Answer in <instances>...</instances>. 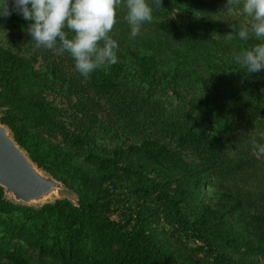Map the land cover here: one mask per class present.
I'll return each instance as SVG.
<instances>
[{"label":"trees","instance_id":"16d2710c","mask_svg":"<svg viewBox=\"0 0 264 264\" xmlns=\"http://www.w3.org/2000/svg\"><path fill=\"white\" fill-rule=\"evenodd\" d=\"M226 3L162 0L135 40L121 7L118 62L84 82L8 0L0 125L76 202L0 187V264H264V69L234 59L264 41L226 40L250 23Z\"/></svg>","mask_w":264,"mask_h":264},{"label":"clouds","instance_id":"9594fccd","mask_svg":"<svg viewBox=\"0 0 264 264\" xmlns=\"http://www.w3.org/2000/svg\"><path fill=\"white\" fill-rule=\"evenodd\" d=\"M162 0H13V10L30 21L28 34L36 48L54 50L56 55L68 53L74 61V70L84 82L91 79L98 69L118 62V42L112 38L117 21V10L125 9L123 19L130 27L129 39L141 34L144 23L153 22V5L160 8ZM3 11L11 15L8 0H0ZM31 5V8L28 5ZM242 14L250 18L249 24L230 25L233 31L224 36L228 41L238 36L247 42L251 38L264 41V0H227V13L233 15L238 6ZM67 30V31H66ZM69 33L72 35L69 36ZM215 35V34H214ZM213 35V36H214ZM235 62L251 73L264 69V42L250 49L241 50ZM264 139V133L260 134ZM250 143L258 156L264 157V144L255 135Z\"/></svg>","mask_w":264,"mask_h":264},{"label":"water","instance_id":"95a60500","mask_svg":"<svg viewBox=\"0 0 264 264\" xmlns=\"http://www.w3.org/2000/svg\"><path fill=\"white\" fill-rule=\"evenodd\" d=\"M8 133V130L0 125V187L29 203L41 197L51 186L61 185L48 176L45 181L44 177H38L37 167L13 139L7 137Z\"/></svg>","mask_w":264,"mask_h":264},{"label":"rangeland","instance_id":"374dc122","mask_svg":"<svg viewBox=\"0 0 264 264\" xmlns=\"http://www.w3.org/2000/svg\"><path fill=\"white\" fill-rule=\"evenodd\" d=\"M246 22H249V20L246 21ZM37 173H38L37 176L41 177V179L44 177L43 181H45L47 176L44 173H42L41 171H39V170H37ZM45 192L38 199H36V200H34V201L30 202V203H25V202H23V200L18 199L14 195V193H9L8 191L6 192V190L4 189L5 198L7 200L12 201V202L17 203V204H22V205L39 207V206H42L45 203H52V202H54L57 199H64V198L68 199V200H70V201H72L74 203L76 202L75 196H73L72 194H70L69 192L64 190V188L61 185L51 186L49 189H46Z\"/></svg>","mask_w":264,"mask_h":264},{"label":"bare ground","instance_id":"6f19581e","mask_svg":"<svg viewBox=\"0 0 264 264\" xmlns=\"http://www.w3.org/2000/svg\"><path fill=\"white\" fill-rule=\"evenodd\" d=\"M7 137H8V138L10 137V134H9V133H8ZM34 171H35V169H34ZM32 201H34V200H31L30 202H32ZM30 202H29V203H30Z\"/></svg>","mask_w":264,"mask_h":264}]
</instances>
